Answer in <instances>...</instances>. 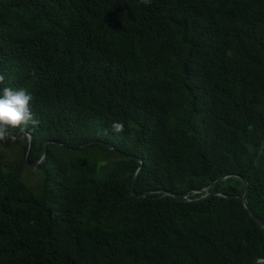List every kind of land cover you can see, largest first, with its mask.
Masks as SVG:
<instances>
[{"label":"trees","instance_id":"trees-1","mask_svg":"<svg viewBox=\"0 0 264 264\" xmlns=\"http://www.w3.org/2000/svg\"><path fill=\"white\" fill-rule=\"evenodd\" d=\"M0 74L40 121L0 142V264L264 259V0H0Z\"/></svg>","mask_w":264,"mask_h":264},{"label":"clouds","instance_id":"clouds-1","mask_svg":"<svg viewBox=\"0 0 264 264\" xmlns=\"http://www.w3.org/2000/svg\"><path fill=\"white\" fill-rule=\"evenodd\" d=\"M139 3L148 7L152 0H139ZM5 76L0 74V85H3ZM33 95L26 88H0V142H6L12 138L17 129L24 130L29 125L38 126L40 121L32 111ZM115 132L124 130L122 122L112 124Z\"/></svg>","mask_w":264,"mask_h":264},{"label":"water","instance_id":"water-1","mask_svg":"<svg viewBox=\"0 0 264 264\" xmlns=\"http://www.w3.org/2000/svg\"><path fill=\"white\" fill-rule=\"evenodd\" d=\"M21 133V131L18 132L17 136H19ZM16 137L12 138L13 140L15 139ZM46 145H47V142L43 144V149H42V153H41V157L39 160L35 161V162H32V163H29L28 165L30 166H33V165H36L37 163L41 162L42 161V156L44 155L45 153V148H46ZM29 146H30V142H29V139H28V142H27V152H26V155H25V161L27 159V153H28V150H29ZM105 147L109 148L108 146L105 145ZM110 149V148H109ZM139 162V166L138 168L136 169L135 173H134V177H133V180H132V183L130 185V190H129V196L130 197H142L146 194H150V193H158L160 191H146V192H141V193H135L134 192V183L136 181V178H137V175L140 171V168H141V161L138 160ZM227 177L229 176H225V177H220L218 178L216 181H214L211 185L207 186L206 188L202 189V190H199V191H195L194 193H197V194H200V196L196 199H193V200H189L187 198V194H175V193H169V192H166L165 194L168 195V196H171L177 200H179L180 202H199V201H202L204 199H206L207 197H209L210 195H216V196H222V197H227V195H224V194H221V193H211L209 194L208 193V190L216 183H218L219 181L221 180H224L226 179ZM236 177V176H235ZM238 178L241 183H242V195L240 197H235V199L241 203V205L243 206V208L247 211L248 215L250 216V218L262 229L264 230V225L260 222V220L254 215V213L249 209L246 201H245V195L247 193V182L244 180V179H241L239 177H236ZM254 264H264V259L262 260H257Z\"/></svg>","mask_w":264,"mask_h":264},{"label":"rangeland","instance_id":"rangeland-1","mask_svg":"<svg viewBox=\"0 0 264 264\" xmlns=\"http://www.w3.org/2000/svg\"><path fill=\"white\" fill-rule=\"evenodd\" d=\"M20 179L31 189L34 188L35 185L39 182V175L32 170V167L26 165L22 169V173L20 175Z\"/></svg>","mask_w":264,"mask_h":264}]
</instances>
